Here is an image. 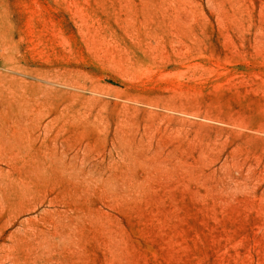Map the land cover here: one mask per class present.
I'll return each instance as SVG.
<instances>
[{
	"label": "rangeland",
	"instance_id": "rangeland-1",
	"mask_svg": "<svg viewBox=\"0 0 264 264\" xmlns=\"http://www.w3.org/2000/svg\"><path fill=\"white\" fill-rule=\"evenodd\" d=\"M0 264H264V0H0Z\"/></svg>",
	"mask_w": 264,
	"mask_h": 264
}]
</instances>
